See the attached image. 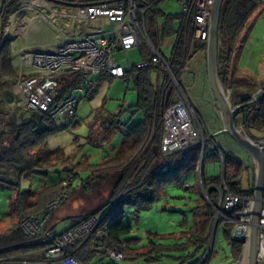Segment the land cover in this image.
<instances>
[{"label": "trees", "instance_id": "16d2710c", "mask_svg": "<svg viewBox=\"0 0 264 264\" xmlns=\"http://www.w3.org/2000/svg\"><path fill=\"white\" fill-rule=\"evenodd\" d=\"M114 1L116 0H79L78 2L89 5ZM161 1L135 0V3L137 6L150 4L143 15L144 29L155 48L160 51L163 41L174 38L170 53L164 59L171 74L182 85L181 79L188 60L196 52L205 53L206 41L194 40L189 47L190 17L181 11L164 12L159 7ZM258 1L223 0L220 8L218 76L223 87L232 90L234 105H241L239 94L250 93L238 91L237 88L240 85L246 84L253 90L257 86L246 79L234 78L230 60L237 54L234 49L237 35L243 30L247 16L254 10ZM20 4V0H0V90L2 92L0 106L5 103H17L15 94L1 87L3 81L12 84L17 77V70L11 56L12 39L7 37V34L3 35V31L10 24V17L13 14L16 13L17 16L24 14L23 11H18ZM142 46L144 44L138 48ZM147 55L148 59L143 60L146 62L145 66L137 67L133 64L132 68L121 77L107 73L97 75L93 79L92 86L85 93L87 97L93 96L105 78H120L127 84L132 81L136 92L135 113H132L133 116L128 122L117 126L122 134L119 149L113 153V156H105L101 162L94 165H87L86 162L82 163L85 167L74 164L71 156H66L62 148L47 147V140L67 127L65 122L62 124L65 123L66 126L57 125L60 118L53 119L47 113L35 111L31 120L17 125L12 115L3 117L0 112V187L10 188L13 191V195L8 200L9 223L0 232V264H8L15 260L45 261V245L40 244L36 237L23 234L17 227L18 223L29 215L43 211L45 206L64 190L72 192L76 188L89 189L93 181L103 175L112 177L114 180L107 199L87 213L67 217L70 224L61 232L77 226L89 217H95L97 224L83 244L81 241L70 244L66 254L73 255L82 264L117 262L107 257L109 250L122 253L123 260L142 258L147 263H157L165 257V259L176 261L177 264H208L211 254H207L203 261L201 255L193 258L198 252L203 251L211 239L215 212L210 203H217L216 188L222 179L229 190L240 193L239 188L246 163L232 152L224 151L216 145L212 137L207 139L203 146L196 144L185 150L163 156L160 151L163 108L170 102L173 84L163 67L149 63L152 55L149 50ZM78 76L79 72L73 71H61L54 76L60 97L76 83ZM260 88L264 89V84H261ZM211 100L213 101V98ZM138 112L141 118L132 122L131 120ZM73 118L63 119L71 121ZM234 122L235 125L242 124L247 134L250 129L264 130V92L255 100L252 97L246 100V103L239 107ZM112 123L113 120L109 125ZM206 162H218L222 168V172L210 177L209 181H205L203 177V167ZM85 169L89 171L88 176L81 179L78 186L74 185V180L79 176L77 171ZM54 171H56L54 174L58 175L61 174L58 172L65 171V175L59 176L53 184L42 185L38 190L20 189L22 179L34 174L47 176L48 172ZM190 174H198V179L210 203L200 193L195 205L191 208V226L176 238H185L186 241L164 244L149 240L143 246L136 248L140 243L139 239L126 238L131 226L124 224L125 216L131 214L134 219H138L142 212L148 211L164 196L167 185L183 187L185 190L198 188V182L193 185L186 184L185 180ZM55 226L56 223L48 224L47 228L56 234L61 233L55 232ZM232 229L233 225L225 224L222 228V236L231 247L232 256L237 263L242 243L232 240ZM150 234L159 240L174 239L173 234ZM189 247H193V250L184 252ZM176 251H180L181 254L172 253Z\"/></svg>", "mask_w": 264, "mask_h": 264}, {"label": "built area", "instance_id": "2783aa9c", "mask_svg": "<svg viewBox=\"0 0 264 264\" xmlns=\"http://www.w3.org/2000/svg\"><path fill=\"white\" fill-rule=\"evenodd\" d=\"M177 2L180 11L191 19L189 47L194 40L206 41L213 0H177ZM20 3L18 11L33 12L35 18L25 15L17 17L16 13L13 14L10 17V24L17 21L16 34H27L29 29L35 31L36 18L50 23L56 18H61L68 20L73 26L79 24L82 28L80 32H75L71 36L65 35L51 50L37 52L30 51L27 47L18 50L13 57L17 77L12 82V88L16 104L20 109L30 113L35 111L47 113L53 119L73 118L81 95L85 94L93 84V77L101 73L115 77L123 76L133 66L128 60L127 52L138 48L141 44H146L152 54L149 63L163 67L173 84L170 102L163 108L161 153L167 156L196 144L203 146L208 137L206 139L203 136L202 126L192 106L184 96L179 81L171 74L164 57L145 34L143 15L150 4L137 6L135 0H116L89 5L80 4L78 1L69 3L56 0H20ZM40 6H44V10H39ZM101 19L107 22L108 29L101 24ZM10 24L5 27L3 35L9 32ZM115 53L123 54L124 57L119 58L121 59L119 61L115 58ZM145 65L146 62L143 61L136 64L137 67ZM61 71L79 72V76L76 83L60 97L54 76ZM263 92L264 89L260 88L253 95V100ZM236 128L247 136L242 124L236 125ZM251 139L255 145L262 148L264 161V136ZM216 191L218 195L216 204L210 203L207 196V201L215 212L211 237L213 234L216 236L225 224H231L233 225L231 236L234 229L237 230L241 235L239 241L244 245L248 206L252 195L229 190L223 179ZM66 196L64 190L50 201L43 211L23 218L17 226L23 234L34 236L40 244L45 245L46 260L42 262L15 260L8 264H82L73 255L66 254V249L76 241H81L83 244L96 226L97 219L89 217L59 234L47 228L53 213L61 206ZM261 207L256 264H264V185ZM206 256L207 253L202 261ZM107 257L117 262L123 261L122 253L113 250L108 251Z\"/></svg>", "mask_w": 264, "mask_h": 264}, {"label": "rangeland", "instance_id": "374dc122", "mask_svg": "<svg viewBox=\"0 0 264 264\" xmlns=\"http://www.w3.org/2000/svg\"><path fill=\"white\" fill-rule=\"evenodd\" d=\"M56 1L76 3L79 0ZM43 7L44 6H40L38 9L44 10ZM159 7L166 13H178L180 11L177 0H162ZM23 13L25 16H30L32 19L35 18V13L33 12L23 11ZM245 21L244 28L238 33L235 42L236 46H234L235 51H237V57L240 59L241 66L239 65L238 67V65H236V60L231 64L233 65V71L236 76L248 78L253 80L258 86H261L260 84H264V0L258 1L256 7L249 13ZM68 22V20L56 18L50 23L41 18H36L38 31L29 29L27 34H20V44L22 45L26 40H31L35 43H40L42 50L49 47L54 48L61 42L60 40L64 38L65 35L62 37V34L70 35L72 30L67 27ZM159 22H161V17H159ZM69 25L72 26L73 30L77 26L80 27L79 24L73 26L71 22H69ZM14 26H17V21H15ZM80 29L82 28L80 27ZM173 41L174 38L172 37L161 43L160 52L163 57L166 58L169 55ZM240 41H242V43H239ZM150 43L152 42L150 41ZM16 44H18V40L15 45ZM52 44L53 46H51ZM148 50L146 44L140 48L129 50L127 52L129 62L131 64H137L144 59L147 60ZM114 56L116 59L124 57L123 54L118 53H115ZM120 60L121 59H119V61ZM190 81L191 78H189V75L187 77L183 75L181 88L188 102L193 104L195 98H198L200 101L202 96L199 89L194 88V86L188 88L191 83ZM2 86L5 88L8 87V83L3 81ZM10 88L13 92L12 84ZM135 104L136 92L133 88L132 81H129L127 84L120 78H105L101 81L97 92L93 96L87 97L85 94L81 95L76 109V115L71 121L63 118L57 121L58 126H63L67 123V127L65 130L51 136L47 140L46 145L49 149L62 148L66 156H71L74 164H79L83 167H85V165L82 164L84 162H86L87 165H94L101 162L105 156H113V153L119 149L122 134L118 128H115V125H123L130 120L133 116L132 113H135ZM17 108H19L18 104H11V106L2 104L0 106V112L4 113L3 117H7L15 113ZM192 108L196 118L202 126L203 136L207 139L208 134L206 133L204 122L209 121V116L206 112H202L200 113L201 117L193 105ZM140 118L141 114L138 112L131 121L136 122ZM111 120H113V123L109 125ZM63 122L65 123L62 124ZM248 134L253 138H261L264 136V130L259 131L250 129ZM248 134L246 133L249 137ZM208 139H210V137ZM228 139L234 143L238 152L243 155L242 159L243 157H247L239 145L231 140V138ZM248 161L253 172L252 162L249 158ZM244 166L245 170L241 178L239 192L242 194H249L252 193L254 179L251 178L248 164H244ZM77 172L79 176L73 183L76 186L80 184L81 179H84L89 174V171L86 169ZM221 172L222 168L218 162H206L204 164L203 177L205 181H209L210 177L219 175ZM48 173L47 176L34 174L22 179L20 182V189L38 190L42 185L53 184L58 180L59 176L62 177L65 175V171L58 172L61 173L60 175L54 174L56 171ZM197 173L199 172L197 171ZM198 177V174H190L185 180L187 185L197 184L198 182V188L185 190L183 187L167 185L164 196L157 203L152 205L148 211L142 212L138 219H134L131 214H127L124 218V224H129L131 229L126 238H138L140 243L136 248L143 246L149 240L164 244L185 242V238H176L181 235L182 231L188 230L191 226V208L195 205L200 193L204 198L203 191L205 190L202 188ZM252 177L254 178V174H252ZM113 184L114 180L112 177L103 175L96 178L89 189L83 190L81 188H76L72 192L66 190L67 196L63 200L61 206L53 213L49 224L56 223L55 232H61L70 224L67 217L87 213L89 210L101 205L107 199ZM12 195L13 191L10 188L0 187V232L6 228L9 223L8 200ZM150 233H156L158 235L173 234L174 239L159 240L154 238ZM211 239V242H209L210 244L208 243L203 251L198 252L193 259L200 255L203 258L207 253L208 255L211 254L208 264H237L232 256L231 247L223 239L222 230H220L216 236L213 234ZM192 250L193 247H189L184 252H191ZM41 252L42 250L39 254ZM172 253L174 255L181 254L180 251ZM110 264H177V262L165 259L164 257L157 263H147L140 258L135 260L125 259L121 262Z\"/></svg>", "mask_w": 264, "mask_h": 264}, {"label": "water", "instance_id": "95a60500", "mask_svg": "<svg viewBox=\"0 0 264 264\" xmlns=\"http://www.w3.org/2000/svg\"><path fill=\"white\" fill-rule=\"evenodd\" d=\"M223 0H213L206 38L205 62L206 78L210 89L217 117L219 119V131L215 134L227 135L237 145H239L253 165V190L252 200L248 206L247 231L244 236V245L237 264H256L257 252L259 248V217L264 185V161L262 148L255 145L253 140L237 130L234 119L240 106L246 103V100L252 97L250 93L239 94L241 105L233 104V92L231 89H225L218 76L217 52H218V24L220 8ZM212 103V102H211ZM215 134L209 136L212 137ZM208 137V138H209ZM206 140V139H204ZM202 140V141H204ZM201 168V161L199 164ZM204 199L207 200V194L203 191ZM232 240L240 242V233L234 229Z\"/></svg>", "mask_w": 264, "mask_h": 264}, {"label": "crops", "instance_id": "0c3cea01", "mask_svg": "<svg viewBox=\"0 0 264 264\" xmlns=\"http://www.w3.org/2000/svg\"><path fill=\"white\" fill-rule=\"evenodd\" d=\"M28 17H30V16H28ZM100 22H101V24L104 27H106V29L109 28V25L107 24V22L104 19H101ZM14 23H15V21H13L10 24L11 27H10L9 32L7 33V37H11V39H12L11 43H10L12 59L15 56V54L18 52V50H20L22 47H27L28 50L37 51V52L45 50V49H43V50L41 49V47H40L41 44L40 43H35V42L31 41V40H26L21 45L20 44V39H19V38H21V36H20V34H16ZM66 25H67V23H66ZM34 26H35L34 27L35 31H38L36 23L34 24ZM74 26H76V25H74ZM67 27L69 29H71L72 31L70 32V35L62 34V37L64 35L71 36L73 33L80 32L82 30L78 26L73 30L72 26L69 25V22H68ZM17 40H18V44L19 45L18 44L15 45ZM60 41H62V39ZM51 46H53V44ZM51 49H53V48L52 47L46 48V50H51ZM236 57H237V54L234 57V59L232 58L230 60L231 61L230 62V67H231L232 71H233V67H232L233 65L231 63H233L234 60H236V65H238V67L240 65V59L238 57L237 58ZM187 64H186V66L184 68L183 75H186V77L189 75V78H191V81H190L191 83L189 84L188 88H191V87L194 86V88L199 89V92H200V94L202 96V98H201L202 100L200 99V101H199L198 98H195L193 104H191V103H189V104H191V106L193 105L196 108V110L198 111V114H200L202 112H206L208 114L209 121L208 122L207 121L204 122V124H205L204 127H205V130H206V133L208 134V136H211V135H213V134H215V133H217L219 131L220 122H219V119L217 117L216 107H215L214 101L211 100L212 99V95H211L210 89H209L208 84H207L205 53H200V52L197 53L196 52V54H193L192 57L188 60ZM235 68H237V67H235ZM233 73H234L233 74L234 78L246 79L247 81H251L252 83H254L253 80H250L248 78L238 77V76H236L234 71H233ZM95 77L96 76H94L93 79ZM7 83H8V87L5 88V87L2 86L1 89L11 90V88H10L11 87V83L10 82H7ZM237 90L241 91V92H250V93H252L254 95L255 93L258 92L259 86L257 85L256 88L253 90L251 87L247 86L246 84H242V85H240L237 88ZM0 98H2L1 90H0ZM5 105H10L11 106V104H9V103H5ZM2 114H4V113H2ZM11 115L13 116V121L17 125H21V124H23V123H25V122H27V121H29V120H31L33 118V113H30V112H28L26 110H22L20 108H17L15 113H13ZM200 116H201V114H200ZM226 136L224 134H215L214 136H212V138L214 139L216 145L220 146L224 151L232 152L239 159L243 160V162L248 164L249 172L251 173V178L253 179V177H252L253 172H252L251 165H250V163L248 161V158L247 157H243V159H242L243 155H241L238 152L237 147H235L234 143L228 139L229 138L228 136L227 137Z\"/></svg>", "mask_w": 264, "mask_h": 264}]
</instances>
